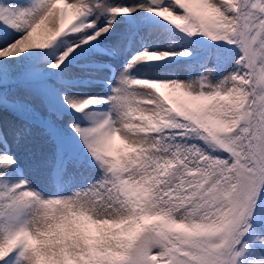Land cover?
<instances>
[{"label":"snow or ice","instance_id":"6c2138e0","mask_svg":"<svg viewBox=\"0 0 264 264\" xmlns=\"http://www.w3.org/2000/svg\"><path fill=\"white\" fill-rule=\"evenodd\" d=\"M0 264H264V0H0Z\"/></svg>","mask_w":264,"mask_h":264},{"label":"rangeland","instance_id":"374dc122","mask_svg":"<svg viewBox=\"0 0 264 264\" xmlns=\"http://www.w3.org/2000/svg\"><path fill=\"white\" fill-rule=\"evenodd\" d=\"M114 143H115V146H116V147H119V146H120V142H119L118 137L115 138Z\"/></svg>","mask_w":264,"mask_h":264}]
</instances>
